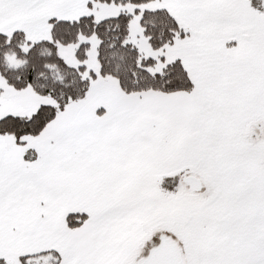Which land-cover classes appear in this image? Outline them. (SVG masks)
I'll return each mask as SVG.
<instances>
[{
    "label": "snow or ice",
    "instance_id": "1",
    "mask_svg": "<svg viewBox=\"0 0 264 264\" xmlns=\"http://www.w3.org/2000/svg\"><path fill=\"white\" fill-rule=\"evenodd\" d=\"M0 264H264V0H0Z\"/></svg>",
    "mask_w": 264,
    "mask_h": 264
}]
</instances>
